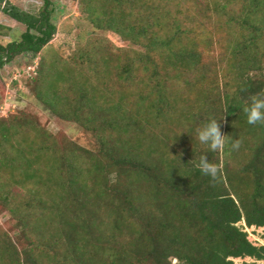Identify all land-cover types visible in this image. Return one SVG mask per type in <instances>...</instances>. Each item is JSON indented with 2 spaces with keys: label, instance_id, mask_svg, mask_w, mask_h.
I'll use <instances>...</instances> for the list:
<instances>
[{
  "label": "trees",
  "instance_id": "16d2710c",
  "mask_svg": "<svg viewBox=\"0 0 264 264\" xmlns=\"http://www.w3.org/2000/svg\"><path fill=\"white\" fill-rule=\"evenodd\" d=\"M44 1L35 15L0 0L26 28L0 44V71L18 55L40 58L35 98L99 151L28 113L0 119V216L17 226L0 228V264L264 261L239 226L264 228V123L244 112L264 92V0H76L127 47L97 37L51 61L57 27ZM210 119H224L223 151L198 140ZM202 155L222 166L218 179L201 172Z\"/></svg>",
  "mask_w": 264,
  "mask_h": 264
},
{
  "label": "rangeland",
  "instance_id": "374dc122",
  "mask_svg": "<svg viewBox=\"0 0 264 264\" xmlns=\"http://www.w3.org/2000/svg\"><path fill=\"white\" fill-rule=\"evenodd\" d=\"M21 9L38 15L45 7L44 0H10ZM52 10V23L57 27V35L50 46L45 48L43 57L48 61L55 55L63 59L70 58L75 51L97 37L110 42L115 51L126 48L127 45L113 33L96 30L81 12L76 0H50ZM26 28L17 24L0 12V44L8 45L21 41ZM217 55H221L223 46L217 45ZM223 49V50H222ZM40 58L33 59L30 55H18L10 64L0 71V119L11 115L28 113L39 117L47 129L54 135L66 138L83 148L94 152L99 151V146L92 134L87 133L80 126L63 122L37 101L33 94L32 79L36 76ZM224 77L219 75L220 91L223 93ZM179 88L181 85H177ZM250 181V179H249ZM249 235V240L255 246H264V228H248L245 222L239 225ZM0 228L14 235L17 232L15 222L8 216H0ZM235 264H264L251 258L237 259Z\"/></svg>",
  "mask_w": 264,
  "mask_h": 264
},
{
  "label": "clouds",
  "instance_id": "9594fccd",
  "mask_svg": "<svg viewBox=\"0 0 264 264\" xmlns=\"http://www.w3.org/2000/svg\"><path fill=\"white\" fill-rule=\"evenodd\" d=\"M244 112L247 115V122L249 124L256 125L257 123H264V92L250 97V102L244 108ZM223 120L210 119L197 133L199 142L207 145L213 153L223 151L227 143L228 136L222 133L221 122ZM240 145L241 141L236 140L232 143L231 147L233 150H238ZM197 166L204 175L210 176L214 180L218 179L221 174L222 166L209 162L207 155L200 157Z\"/></svg>",
  "mask_w": 264,
  "mask_h": 264
}]
</instances>
